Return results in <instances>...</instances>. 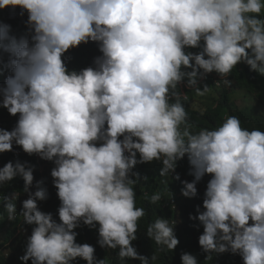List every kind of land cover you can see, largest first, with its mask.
<instances>
[{
	"label": "clouds",
	"instance_id": "clouds-1",
	"mask_svg": "<svg viewBox=\"0 0 264 264\" xmlns=\"http://www.w3.org/2000/svg\"><path fill=\"white\" fill-rule=\"evenodd\" d=\"M90 42L101 55L74 67L71 55ZM241 63L264 76V0H0V107L11 119L0 127L8 159L0 161V187L20 177L28 196L19 213L14 194L0 192V201L19 233L32 226L23 264H106L94 246L77 242L82 225L98 232L101 248H118L122 264H154L155 255L133 244L146 215L137 207L135 169L157 161L159 175L168 176L185 157L193 179L182 181L184 197L195 198L210 176L202 207L190 214L203 226L202 252L264 264V131L228 116L193 133L182 103L190 90H210L207 104L214 102L210 83L223 89ZM235 94L253 96L237 89L235 108ZM48 168L59 221L40 209L49 200ZM145 198L155 204L162 197ZM171 208L173 221L158 217L146 235L175 251L182 222ZM180 258L200 264L189 252Z\"/></svg>",
	"mask_w": 264,
	"mask_h": 264
},
{
	"label": "trees",
	"instance_id": "trees-1",
	"mask_svg": "<svg viewBox=\"0 0 264 264\" xmlns=\"http://www.w3.org/2000/svg\"><path fill=\"white\" fill-rule=\"evenodd\" d=\"M19 9L16 10V12ZM19 14V12H17ZM27 17L25 13L24 17ZM27 31L25 25V32ZM21 33H24L21 31ZM20 33V34H21ZM192 51H198L192 49ZM101 55L96 43L82 44L71 55V64L74 67L83 66L87 67L92 65L93 59ZM72 67V66H71ZM232 86L224 87L223 89L217 88L213 83L210 85L217 92V99H213L214 102L200 103L194 96L193 90L187 91L188 98L183 99L186 111L188 112V125L193 133H198L200 130L207 128L213 130L219 127L228 116H236L241 121V126L248 129H259L264 131V116L253 111L251 114L239 111L232 103L231 96L234 91L240 89L247 94H252L257 101V104L264 106V76H260L255 72L249 70V67L244 64H238L231 72ZM186 83V82H185ZM187 84V83H186ZM183 97L182 88L178 87ZM11 119L5 109L0 107V127L10 125ZM5 153H0V161L2 164L8 162ZM49 162V161H48ZM50 163V162H49ZM161 164L157 161L151 163H145L137 165L135 171L140 174V181L136 187L137 192V207H143L146 215L138 221V239L133 242L134 246L138 249L139 253L151 257L156 256L154 264H181V253L189 252L198 257L200 264H243V260L239 255H234L230 252L223 254L213 253L210 258H207V254L203 253L199 244L198 237L203 232V226L199 229L195 227L199 223L198 220L194 221L190 219L191 215H196V205L203 204V196L210 179V176L206 175L203 180L198 184V195L195 198H186L181 193L183 187L182 181L187 180L191 182L192 176L188 175L189 163L187 157L179 161L178 167L175 173L168 176H160ZM0 167H3L0 164ZM53 168V167H52ZM48 168L47 174L44 176L45 187L48 189L49 200L43 202L47 205L40 209L44 212H51L54 217L59 221L58 207L60 201L56 195L57 190L53 186L52 177L50 175L51 169ZM38 178H42V174L38 171ZM179 174L180 179L176 180L175 176ZM148 177L145 181L143 177ZM35 177V176H34ZM35 180L37 178L35 177ZM7 191L4 195H15L17 204V213H19L22 207V201L27 199V194L23 191L24 181L22 178L17 177L9 184L5 185ZM159 192L161 194V200L155 204L150 202V199H146L145 196L151 197V195ZM177 206L181 216V226L177 229V238L180 243L175 251L168 250L166 247L157 245L153 240L147 237L148 225L154 223L158 217L168 218L173 221L176 212L171 207ZM19 221L8 219V214L3 207L2 201H0V234L3 230H6L1 234L2 240L0 241V264H23L19 259L24 254V247L27 237L31 235L32 226L25 225L24 231L19 233ZM8 229V230H7ZM76 231H81V234L77 237L78 243H88L96 248V256L100 259H105L106 264H122L118 252L119 249H104L101 248L98 243V232L95 229H90L88 226L82 225L77 228ZM179 233V234H178ZM14 243L10 247L11 257L6 258L4 248L7 244ZM31 264V261H29ZM79 264H87L86 261L80 260ZM125 264H140L138 260L126 259Z\"/></svg>",
	"mask_w": 264,
	"mask_h": 264
},
{
	"label": "rangeland",
	"instance_id": "rangeland-1",
	"mask_svg": "<svg viewBox=\"0 0 264 264\" xmlns=\"http://www.w3.org/2000/svg\"><path fill=\"white\" fill-rule=\"evenodd\" d=\"M229 87V86H232V84H230V82L225 86V87ZM193 96L201 103H204L206 104L208 102V98L211 96L210 94V90L208 93H206L204 96H198L196 95V93L193 94ZM235 103H236V106L238 108V110H241V111H244V112H247V113H252L255 109V106L257 104V101L255 100V98L253 96H250V97H242V96H239L237 94L234 95L233 97ZM258 112L259 113H262L264 114V109H259L258 108ZM7 191V187L4 185L3 187H0V192H2L3 194ZM8 230V229H7ZM6 230H3L1 232V234H3V232H5ZM0 234V236H1ZM2 240V239H0ZM4 253H5V257L6 258H9L11 257L10 255V247L9 246H6L4 248Z\"/></svg>",
	"mask_w": 264,
	"mask_h": 264
},
{
	"label": "bare ground",
	"instance_id": "bare-ground-1",
	"mask_svg": "<svg viewBox=\"0 0 264 264\" xmlns=\"http://www.w3.org/2000/svg\"><path fill=\"white\" fill-rule=\"evenodd\" d=\"M11 249V248H10Z\"/></svg>",
	"mask_w": 264,
	"mask_h": 264
}]
</instances>
